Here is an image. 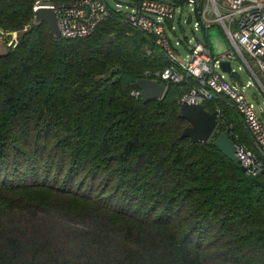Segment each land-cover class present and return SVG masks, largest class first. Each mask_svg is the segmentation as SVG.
Wrapping results in <instances>:
<instances>
[{"label":"trees","instance_id":"16d2710c","mask_svg":"<svg viewBox=\"0 0 264 264\" xmlns=\"http://www.w3.org/2000/svg\"><path fill=\"white\" fill-rule=\"evenodd\" d=\"M73 1L0 0V30L19 32L0 54V264H264V168L217 150L220 126L181 137L192 81L132 96L169 63L120 13L82 39L32 25L36 2ZM203 106L259 157L225 97Z\"/></svg>","mask_w":264,"mask_h":264},{"label":"built area","instance_id":"2783aa9c","mask_svg":"<svg viewBox=\"0 0 264 264\" xmlns=\"http://www.w3.org/2000/svg\"><path fill=\"white\" fill-rule=\"evenodd\" d=\"M114 1L118 9L113 11L122 12L131 28L151 36L169 63L163 70L151 74L152 77L146 72L147 78L173 84L192 81L189 91L181 96L179 102L203 104L213 102L217 96L225 97L226 104L241 116L259 157L240 145L238 135L226 123L224 111L219 106H215L213 111L217 127H222L237 145L239 165L245 168L247 175L263 172L264 120L260 115L261 106L256 101L259 95H264V0H198L197 3L193 0ZM183 5L192 7L189 18L183 21L186 25L191 24V38L175 39L173 43L171 37H176L178 29L184 33L181 26ZM39 6L54 8L60 38L63 39L91 36L112 11L105 0H75L58 6L36 2L33 10ZM215 25L223 29L231 45V49L216 57L206 42L209 28ZM18 39V31L0 30V54L2 49L14 48ZM221 62L230 64V74L221 70ZM233 62L239 64L237 69ZM241 71L249 76L245 83L238 74ZM131 94L134 97L140 95L139 91Z\"/></svg>","mask_w":264,"mask_h":264},{"label":"water","instance_id":"95a60500","mask_svg":"<svg viewBox=\"0 0 264 264\" xmlns=\"http://www.w3.org/2000/svg\"><path fill=\"white\" fill-rule=\"evenodd\" d=\"M174 1L180 2V0ZM193 2L197 3L198 0H193ZM42 23L48 27L54 39H60L57 16L53 7L39 6L33 10L32 25L37 26ZM220 68L223 72L230 74L228 62H221ZM135 85L143 103L161 99L166 88L164 83L149 78L138 79ZM179 113L189 123V126L185 127L181 133L182 138H189L193 143H206L212 138L217 129V119L213 112L205 110L203 104L179 102ZM260 115L264 120L263 113ZM212 144L230 161L239 164L237 145L226 133H219ZM239 166L241 171L245 172V168L242 165Z\"/></svg>","mask_w":264,"mask_h":264},{"label":"rangeland","instance_id":"374dc122","mask_svg":"<svg viewBox=\"0 0 264 264\" xmlns=\"http://www.w3.org/2000/svg\"><path fill=\"white\" fill-rule=\"evenodd\" d=\"M105 1L107 2V4L110 6V8L112 10L118 9L117 6L115 5L116 2L114 0H105ZM125 1H128V0H122V2H125ZM121 4L124 5V3H121ZM122 9H124L123 11L126 10L125 8H122ZM191 9H192L191 6L190 7L187 5L182 6L181 26L184 29V33L180 29H178L176 31V37H171V40L173 43H174L175 39H179V40L183 41L184 38H191V31H190L191 24L189 26V25H186L183 23L184 20L189 18V15L191 14ZM119 13L121 15H123L122 12H119ZM190 22L191 23L193 22V17H191ZM196 36L200 37V34L196 33ZM114 38H115L114 34H110L108 36L109 41H112ZM206 38H207V44H208L210 51L214 57L219 56V55L225 53L226 51H228L229 49H231V45L229 44V42H228V40H227V38L223 32V29L219 25H215L213 27H210L208 32H207ZM2 51L4 52V51H6V49H2ZM178 51L181 52L180 49H178ZM232 65L235 69H237V66L239 64L237 62H233ZM238 74H239L241 81L243 83H245L248 80L249 76L244 71L238 72ZM263 100H264V95L261 94V96H259L260 103ZM262 109L264 111V107Z\"/></svg>","mask_w":264,"mask_h":264},{"label":"crops","instance_id":"0c3cea01","mask_svg":"<svg viewBox=\"0 0 264 264\" xmlns=\"http://www.w3.org/2000/svg\"><path fill=\"white\" fill-rule=\"evenodd\" d=\"M206 42H207V40H206ZM208 45V44H207ZM209 47V46H208ZM259 96H261V95H259ZM259 96H258V98H257V101L256 102H258L259 103V105L261 106V110H262V112L261 113H263V115H264V111H263V107H264V104H263V102H264V100L263 101H261V103H260V101H259ZM246 137H247V135H246ZM249 137V136H248ZM250 138V137H249ZM248 140V139H247ZM247 140H246V142H247ZM251 140V139H250Z\"/></svg>","mask_w":264,"mask_h":264}]
</instances>
